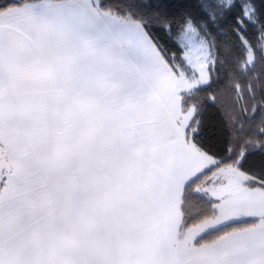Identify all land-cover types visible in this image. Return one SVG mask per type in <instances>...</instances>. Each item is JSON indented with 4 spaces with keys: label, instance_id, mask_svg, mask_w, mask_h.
<instances>
[{
    "label": "snow or ice",
    "instance_id": "snow-or-ice-1",
    "mask_svg": "<svg viewBox=\"0 0 264 264\" xmlns=\"http://www.w3.org/2000/svg\"><path fill=\"white\" fill-rule=\"evenodd\" d=\"M0 264H264V0H0Z\"/></svg>",
    "mask_w": 264,
    "mask_h": 264
},
{
    "label": "trees",
    "instance_id": "trees-1",
    "mask_svg": "<svg viewBox=\"0 0 264 264\" xmlns=\"http://www.w3.org/2000/svg\"><path fill=\"white\" fill-rule=\"evenodd\" d=\"M208 118L212 123H217L219 120V115L215 109H210Z\"/></svg>",
    "mask_w": 264,
    "mask_h": 264
}]
</instances>
